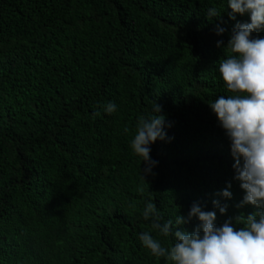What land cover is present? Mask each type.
I'll return each mask as SVG.
<instances>
[{
  "label": "trees",
  "instance_id": "1",
  "mask_svg": "<svg viewBox=\"0 0 264 264\" xmlns=\"http://www.w3.org/2000/svg\"><path fill=\"white\" fill-rule=\"evenodd\" d=\"M209 7L221 15L207 19ZM229 11L224 0H0V264H165L137 239L145 202L186 217L194 203L213 210L230 182L217 224L254 211L235 207L243 193L208 107L230 95L216 42L249 22ZM109 101L117 111L104 114ZM153 102L169 139L151 146L143 180L130 142Z\"/></svg>",
  "mask_w": 264,
  "mask_h": 264
},
{
  "label": "clouds",
  "instance_id": "2",
  "mask_svg": "<svg viewBox=\"0 0 264 264\" xmlns=\"http://www.w3.org/2000/svg\"><path fill=\"white\" fill-rule=\"evenodd\" d=\"M228 18H249V22H236L225 45L217 40L216 47L226 49L229 55L219 60L218 73L230 95L219 96L208 104L218 127L229 143L233 159V181L243 195L236 209L251 207V214H239L217 224V212L225 216L228 205L220 200H232L231 183L214 194L213 210L194 203L186 217L178 214L165 220L153 202H145L142 218L148 222V231L138 233L142 248L165 264H264V0H224ZM221 13L209 7L206 18H218ZM225 29L217 27L215 34L223 36ZM104 114L117 111L109 101ZM153 115L137 121L130 142L134 155L144 165L141 178L152 174L157 161L150 157L151 146L169 139L170 126L161 115V106L153 102ZM100 113H94L99 115ZM143 179V178H142ZM144 180V179H143ZM193 219L197 226L191 231L185 225ZM171 238V247H165L152 235Z\"/></svg>",
  "mask_w": 264,
  "mask_h": 264
}]
</instances>
